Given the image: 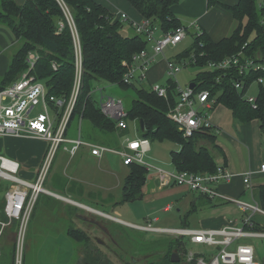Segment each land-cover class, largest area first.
Listing matches in <instances>:
<instances>
[{
  "label": "built area",
  "instance_id": "obj_1",
  "mask_svg": "<svg viewBox=\"0 0 264 264\" xmlns=\"http://www.w3.org/2000/svg\"><path fill=\"white\" fill-rule=\"evenodd\" d=\"M60 4L68 26L70 27L74 44L75 75L69 98L51 95L49 88L43 81L37 79L35 73L39 55L31 51L27 58V69L9 85L0 89V136H9L24 139H40L47 142L44 156L37 168L33 181L19 176L21 163L18 160L0 154V201L4 203V219H0V255L10 235V249L13 251V264L25 263V237L27 226L36 203L41 194L59 196L45 187L51 172L52 164L60 149L66 150L74 157L81 147H88L90 153L96 157H103L106 153L115 152L121 158L124 165L139 164L150 172L155 173L162 185L176 184L187 186L190 190L199 192L209 198L222 197L223 200L237 203L244 213L241 224L230 221L229 224L218 229H193L186 227H163L157 224L154 218L147 225H131L135 228L173 235L176 238L188 239L189 243L206 246L216 250L215 254L206 251L187 252L186 260L195 261L196 264H260L256 258L255 247L248 243H237L235 248L231 246L242 238H264V231H257L253 227L252 216L260 213L264 215V208L258 202H249L239 198H228L222 195L216 188L220 182L230 181L232 172L225 165H218L214 173H195L190 171H178L173 174L165 172L145 162L146 154L151 150V140L138 135L140 123L138 120H129L128 111L124 107L123 100L112 96L102 95L99 107L103 115L117 122L116 128L125 132L130 128V121L136 132L135 137L125 136L121 148L95 143L83 138L82 125L84 120L79 117L71 121L73 111L80 96L83 81V51L81 39L70 12L64 0H57ZM260 4H261V0ZM114 20L127 23L135 32L148 42V47L136 53L123 75V83L126 85L148 86L158 96L172 102L171 86L176 89V98L173 105H169L167 116L177 125L185 138H192L199 132L214 128L210 119V113L217 105V98L211 90L199 86L196 78L189 82L185 88L180 86L177 79L179 73L186 67L194 66L196 57L168 59L165 51L168 47H177L191 33L201 32L197 22L190 26L181 25L178 28L164 32L159 24L151 19L143 18L135 21L126 13H120ZM65 23L60 21L59 32L63 30ZM247 44H245L246 46ZM163 55L167 83L158 81L151 83L148 72L158 62V57ZM259 59V58H258ZM195 67V66H194ZM57 68V65H54ZM202 70H228L237 68L242 76L236 80L235 87L245 90V84L254 74L264 72V60L248 57L243 51L227 56L221 60L208 61ZM250 87L243 96L251 104L253 109L258 108L257 98L248 96L252 85L263 84L264 77H255ZM195 83L192 88L191 83ZM108 83V82H107ZM109 85H116L108 83ZM102 92V88H99ZM173 103V102H172ZM77 122L76 137L70 136L71 124ZM63 145V146H62ZM264 173V163L260 166ZM245 184L251 186L250 173L244 178ZM12 183V184H10ZM6 184H10L7 186ZM112 219H116L110 216ZM16 226L15 228L13 226ZM14 229V230H13ZM7 243V244H6ZM185 243V242H184ZM9 248V247H8Z\"/></svg>",
  "mask_w": 264,
  "mask_h": 264
},
{
  "label": "trees",
  "instance_id": "obj_2",
  "mask_svg": "<svg viewBox=\"0 0 264 264\" xmlns=\"http://www.w3.org/2000/svg\"><path fill=\"white\" fill-rule=\"evenodd\" d=\"M128 1L144 18L159 24L164 32L183 25L172 10L180 0ZM64 2L70 9L81 39L84 66L82 88L71 121L81 117L84 121L89 120L94 128L114 134V130H117V122L101 112L99 104L93 97V82L103 80L124 89L132 88L136 91L137 98L127 110L128 118L136 119L139 123L140 120L144 121V128L140 125L141 135L150 140L168 139L178 143L180 150L171 152L172 161L178 171L204 174L216 172L218 164L215 156L202 143L204 140L210 141L216 148L215 130L202 131L188 139L167 116L169 105L174 104L177 95L174 85L171 86L172 103L158 97L146 85L123 83V75L128 69L127 63L129 65L136 53L148 47L145 38L135 34L134 30L121 20H114L116 16L95 0H64ZM207 3L208 7L221 5L227 9L238 22L237 28L231 35L220 40H214L205 30L191 32V44L176 59L190 58L194 54L196 63L193 65L201 67L208 61L221 60L243 51L248 57L264 60V0H261V4L259 0H238L235 4H226L221 0H207ZM60 21L65 23V27L59 32ZM0 24L7 26L16 40L21 41L6 75L1 80L3 85L0 89L16 80L27 69L28 54L36 51L39 55L35 68L37 79L46 83L51 95L69 98L75 75L74 44L70 27L58 1L26 0L23 4H19L16 0H0ZM125 26L129 28L126 31H124ZM55 64L57 68H54ZM259 76L264 77V72H258L247 79L245 90L235 87L236 80L242 77L237 68L202 70L198 73L196 82L198 81L200 87L210 89L212 95L217 98V104L225 105L234 118L241 121L259 119L264 127L263 84L258 85L261 91L257 97V109H253L243 97L255 77ZM128 166L130 172L123 187L120 203L143 198V187L149 173L142 165L135 163ZM58 180L60 185H64L66 181ZM260 205L264 208V184L260 186ZM176 243L175 251L184 252L185 243L182 241ZM172 248L174 247L163 256L164 261L141 263L131 260L123 264H181V261H171ZM1 255L7 256L9 264H13V251L10 248L5 246ZM99 258L106 263L99 259L93 264H111L103 253ZM0 264H3V261ZM188 264H196V262L192 261Z\"/></svg>",
  "mask_w": 264,
  "mask_h": 264
},
{
  "label": "crops",
  "instance_id": "obj_3",
  "mask_svg": "<svg viewBox=\"0 0 264 264\" xmlns=\"http://www.w3.org/2000/svg\"><path fill=\"white\" fill-rule=\"evenodd\" d=\"M16 1L19 4H23L26 0ZM95 1L106 7L115 16H118L120 13H126L130 19L135 21H141L144 18L128 0ZM183 1L184 3L182 6L188 8L179 10L177 7L178 3L174 5L177 7L176 11H174L172 7L173 12L178 18L180 14L186 13L188 16H182L184 19L192 17L194 20L182 21L179 18L182 24L185 25L198 22L200 27L207 31L206 28L210 27L211 23L210 18L214 16L211 11L212 9L208 7L207 0ZM221 1L226 4H235L238 2V0ZM216 6L217 7L213 8V10L215 9L213 11L215 14L219 13L226 17V19L229 18L232 21L233 16L227 9L221 5ZM208 34L211 36L214 32L211 34L208 32ZM10 36H14L11 30L7 26L0 24V87L3 85L1 80L6 75L16 52V46H14L16 42L14 39L11 41L9 38ZM224 37L213 39L220 40ZM159 63H162V66L163 63L165 65L163 59L156 64L158 65ZM210 119L217 135L215 141L216 148H211L210 150L213 152L217 164L225 165L233 174L230 181L218 183L216 185L217 190L228 198H239L245 201H257L260 203V186L264 184V173L260 171V166L264 163V127H262L260 120L252 119L249 121H241L236 119L233 117L231 111L221 103L217 104L211 111ZM84 123L85 122H83L82 125L83 138L103 144L88 135L91 126H88L87 123L84 125ZM130 128L126 132H122L123 134H121V136H119V134L117 136H106V139H108L109 142L113 140V143H110L112 146L107 144L109 142H104L105 144L103 145L121 148L124 144V137L129 136L128 132ZM73 130L75 135L70 136L76 137L78 131L77 122L71 124L70 132ZM138 135L141 136V133L139 132ZM19 139L24 140V138ZM206 141L207 140H204L202 143L207 146ZM45 151L46 149L43 153H45ZM43 153L41 156L37 157V160H33V162H36L34 164V166L36 165L34 170L38 168L44 155ZM9 157L18 160L20 163L23 161L21 158ZM74 157L76 166L71 172L65 174L55 173L53 181L50 178L47 179L45 187L59 195H50V198H55L61 203H66L68 206L77 208L79 211L93 214V221L96 222L99 221L95 216L101 217L100 220H102V218H109L112 220L110 216H113L116 218L115 220L122 221L128 225H141L137 221L144 218V215L137 216L134 215L133 212L129 214L131 219H134L135 222L124 220L121 217V215H126L127 213V210L124 208L125 202L120 203V201L123 195V187L126 178L130 172V167L123 164L122 158L119 156V160H115L112 154L109 153H106L103 157H96L90 153L88 147H81ZM249 173L251 186H248L244 182V178L248 176ZM56 175H59L57 180H66L64 185H60L61 183H59V180L55 181ZM68 181H71L72 184L69 185ZM48 182L50 185H48ZM143 193V198L135 201L151 204L170 199L162 210L152 207L149 208L153 209L152 212L147 214L150 215L156 211H161L162 215L167 214L165 217H159L158 215L154 216V218L158 219L157 224L163 227L218 229L229 224L230 221H237L241 224L244 218V213L237 203L223 200L224 198L222 197L212 199L199 192L192 191L187 186L183 185L172 183L164 186L160 183L157 174L155 177L147 174ZM45 195L49 194H44L43 198L46 197ZM252 221L255 230L264 231V215L260 213L254 214L252 216ZM243 239L248 240L255 238H242L240 241ZM191 244L201 249L192 252L203 251L202 245ZM235 247L236 245L234 244L231 246L232 249Z\"/></svg>",
  "mask_w": 264,
  "mask_h": 264
},
{
  "label": "rangeland",
  "instance_id": "obj_4",
  "mask_svg": "<svg viewBox=\"0 0 264 264\" xmlns=\"http://www.w3.org/2000/svg\"><path fill=\"white\" fill-rule=\"evenodd\" d=\"M183 3V0L179 2L177 6L179 10L188 8L186 6H182ZM177 7L173 6V10L176 11ZM215 7L217 6L213 5L210 7L214 16L213 18H210L211 23L210 27L206 28L207 32L210 34L214 32V34L211 35L212 38L226 37L231 35L235 28H237L238 22L234 18V20L232 19L231 21V19H226V17L220 15L219 13L215 14L213 12L215 10H213V8ZM182 16L188 15L186 13L180 14L179 18L182 21L194 20L192 17L184 19ZM190 24L185 25L190 26ZM197 24L198 29H200L202 32L203 29L200 27L198 22ZM128 29L129 28L125 26L124 31ZM190 31L193 32L195 29L190 27ZM9 38L11 41L13 39L15 40L16 43L14 46H16V51L20 47L21 41L16 40L14 36H10ZM191 42L192 36L189 34L186 39L177 47H168L165 51L166 57L168 59L175 60L177 56L191 44ZM162 59H164V57L163 55H160L156 62H159ZM161 66L162 63H159L158 65L154 64L151 70L148 72V79L151 83L156 81L161 84L167 83L168 78L165 72L164 63L163 66ZM200 70V68L194 66L184 68L177 76L180 86L185 88L189 82L197 77ZM251 87L252 88L247 95L257 98L261 91L260 87L256 84L252 85ZM99 88H102V92ZM92 90L93 97L98 104H100L102 95L112 96L122 99L126 110L131 107L133 100L137 98L136 91H134L132 88L124 89L118 85L112 86L103 80L94 81ZM84 122L87 123L88 126H91V128H89L90 130L88 135L103 144L109 142L108 139H106V136H117L118 134L121 136V134H123L116 129L114 130V134H109L103 130L101 131L94 128L89 120H85ZM130 127L131 128L128 132V135L130 137H134L136 132L134 131L133 123L131 122ZM70 135H75L74 130L70 132ZM110 143H113V140L107 144L111 145ZM206 144L209 149L214 148L212 142L206 141ZM46 145V142L38 139L20 140L19 138L0 136V154L8 157L11 156L17 159H23V161H21L22 163L19 176L30 181L35 179L37 172V169L34 170L36 168V165L34 166L36 162H33V160H37V157L42 155L46 149ZM151 145L152 149L146 154L145 162L156 168H161L165 172L173 174L178 173V169L172 161L171 152L174 150H180V145L168 139L151 140ZM109 154H112L115 160H119L117 153L110 152ZM75 166V157L72 158L68 151L60 149L54 159L48 178L53 181V176L55 173H69ZM148 174L152 177H155V169H152ZM58 177L59 175L55 176V181H58ZM65 179L67 178L65 177ZM70 179L73 180L72 178ZM68 182L69 185L72 184L71 181ZM10 184L6 185L9 186ZM48 185H50L49 182ZM43 195L44 194H41L39 197L27 226L24 264H93L95 260L97 261L100 259L99 255L102 253L108 260H110L111 264H123L124 262L131 260H137L141 263L164 261L163 256L165 253L170 251L171 247H174L171 251L176 252V242L182 241V238L179 239L173 235L144 231L115 219H112L113 221L109 218H102V220H100L101 217L95 216L99 221L96 222L93 221V214L79 211L77 208L68 206L66 203H61L55 198H50V195H45L46 197L43 198ZM168 201H170V199H165L161 202L151 204H147L146 202L142 201L125 202L124 208L127 210V213L126 215H121V217L124 220L135 222L134 219H131L129 214L133 212L134 215L137 216L144 215V218L138 220L137 222L141 225H147L148 222L154 218V216L158 215L159 217H165L167 215H162L161 211H156L150 214L151 216L147 215L153 210L149 208L153 207L157 208L158 210H162L164 206L168 204ZM3 208L4 203L0 202V219L5 218ZM13 227L15 228L16 226L14 225ZM12 238L13 236L10 235V238L7 237L6 239V242H8V244H6L9 248V241ZM184 242V248L186 252L185 250L184 252L182 250L179 253V256L180 261L182 262L181 264H188L189 262L186 260L187 252L189 253L191 251H198L201 249L200 247L189 243L187 238H184ZM237 243H248L253 245L256 250L257 261L260 264H264V238L248 240L243 239L241 241H237L234 243V245ZM202 249L207 252L208 257L210 252L212 254L216 253L215 249L206 246H203ZM92 251L96 252L93 253ZM173 252H171V255ZM7 259V256L0 255V263L3 261V264H9ZM100 261L106 263L105 260L100 259Z\"/></svg>",
  "mask_w": 264,
  "mask_h": 264
},
{
  "label": "water",
  "instance_id": "obj_5",
  "mask_svg": "<svg viewBox=\"0 0 264 264\" xmlns=\"http://www.w3.org/2000/svg\"><path fill=\"white\" fill-rule=\"evenodd\" d=\"M195 86V83H191V87L193 88ZM140 125H141V128H144V121L143 120H140ZM171 261L172 262H179L180 261V256H179V253L178 252H173L172 255H171Z\"/></svg>",
  "mask_w": 264,
  "mask_h": 264
}]
</instances>
